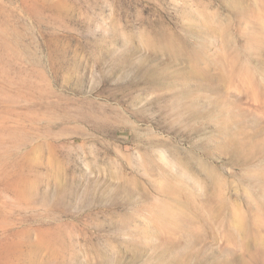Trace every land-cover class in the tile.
I'll return each instance as SVG.
<instances>
[{"label": "rangeland", "instance_id": "1", "mask_svg": "<svg viewBox=\"0 0 264 264\" xmlns=\"http://www.w3.org/2000/svg\"><path fill=\"white\" fill-rule=\"evenodd\" d=\"M0 264H264V0H0Z\"/></svg>", "mask_w": 264, "mask_h": 264}]
</instances>
